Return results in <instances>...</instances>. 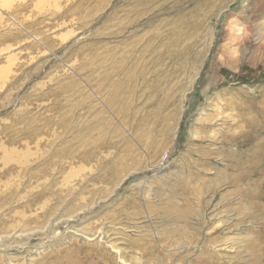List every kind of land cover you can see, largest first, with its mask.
Wrapping results in <instances>:
<instances>
[{"label":"rangeland","instance_id":"obj_1","mask_svg":"<svg viewBox=\"0 0 264 264\" xmlns=\"http://www.w3.org/2000/svg\"><path fill=\"white\" fill-rule=\"evenodd\" d=\"M0 264H264V0H0Z\"/></svg>","mask_w":264,"mask_h":264},{"label":"bare ground","instance_id":"obj_2","mask_svg":"<svg viewBox=\"0 0 264 264\" xmlns=\"http://www.w3.org/2000/svg\"><path fill=\"white\" fill-rule=\"evenodd\" d=\"M259 234H260V232H259ZM261 254H262V253H261ZM259 256H260V255H259ZM259 256H258V257H259ZM257 259H258V258H257ZM259 259H260V257H259Z\"/></svg>","mask_w":264,"mask_h":264}]
</instances>
